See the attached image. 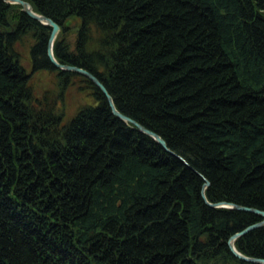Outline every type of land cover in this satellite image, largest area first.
Listing matches in <instances>:
<instances>
[{
    "label": "trees",
    "instance_id": "obj_1",
    "mask_svg": "<svg viewBox=\"0 0 264 264\" xmlns=\"http://www.w3.org/2000/svg\"><path fill=\"white\" fill-rule=\"evenodd\" d=\"M29 1L60 24L56 58L184 159L53 65L51 26L0 0V264H261L227 244L261 215L201 187L264 209V0ZM75 80L85 99L66 115ZM235 245L264 257V225Z\"/></svg>",
    "mask_w": 264,
    "mask_h": 264
},
{
    "label": "water",
    "instance_id": "obj_2",
    "mask_svg": "<svg viewBox=\"0 0 264 264\" xmlns=\"http://www.w3.org/2000/svg\"><path fill=\"white\" fill-rule=\"evenodd\" d=\"M6 1L20 3L21 9L24 12H26L28 15H30L34 19H36V20H38L44 24L51 26L50 33H49L48 38H47L46 53H47L50 61L53 63V65H55L56 67L61 68V69H67V70L75 71V72L82 73L85 76H87L103 92V94L105 95V97L108 101V104H109L112 112L116 116L120 117L121 119H123L126 122H132L138 129H140L141 131L145 132L146 134H148L152 138H154L166 150L176 154V152L174 150H172L167 145L166 140L164 139V137L159 132L147 127L146 125H144L143 123H141L137 119H135V118L131 117L130 115L119 110L117 108V106L114 102L113 96L110 93V91L108 90L107 86L94 72H92L91 70L87 69L84 66H81L78 64H73V63H68V62H62L56 58V56L54 55V51H53V45H54V40L56 38V35L60 29V24L54 18H52L51 16L46 15L42 12L36 11L33 8L32 4L30 3L29 0H6ZM176 155L179 156L180 158L184 159L181 155H178V154H176ZM209 182H210L209 179L205 178V180L202 184V187H201V195H202L205 203H207L208 205H210V206H228L231 208L253 211V212H256V213L261 215V218L259 220L252 222V223H249L246 226H244L243 228L231 233L227 239V244H228V247L231 250V252L234 255H236L237 257H239L243 260L250 261V262L264 264V257L263 256H254V255L246 254V253L242 252L241 250H239L235 245V238L237 236L245 233L246 231H248L252 228L264 225V209H261V208L255 207V206L245 205L242 203H237V202H234L231 200H225V199L211 201L207 198L206 193H205V187L209 184Z\"/></svg>",
    "mask_w": 264,
    "mask_h": 264
},
{
    "label": "rangeland",
    "instance_id": "obj_3",
    "mask_svg": "<svg viewBox=\"0 0 264 264\" xmlns=\"http://www.w3.org/2000/svg\"><path fill=\"white\" fill-rule=\"evenodd\" d=\"M75 24L76 20H72L69 26L70 28L66 33V37L69 41H73L75 38ZM18 47L22 53L25 54L27 52V44L25 41L23 43H20ZM25 63H27V61H25ZM31 82L33 83L35 93L38 97H42L43 94H46L47 97L53 95V90L56 86L54 72H36L32 77ZM77 84L78 82L77 80H75L74 83L69 86L68 90L65 93L66 115H70L74 111L76 105L80 102H83L85 99L82 91L76 86Z\"/></svg>",
    "mask_w": 264,
    "mask_h": 264
}]
</instances>
